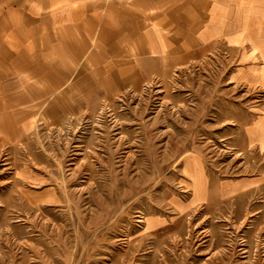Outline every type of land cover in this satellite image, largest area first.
Segmentation results:
<instances>
[{"label": "rangeland", "instance_id": "1", "mask_svg": "<svg viewBox=\"0 0 264 264\" xmlns=\"http://www.w3.org/2000/svg\"><path fill=\"white\" fill-rule=\"evenodd\" d=\"M214 45L0 137V264H264V148L245 137L263 90L236 79L242 50ZM191 172L209 187L199 202Z\"/></svg>", "mask_w": 264, "mask_h": 264}, {"label": "crops", "instance_id": "2", "mask_svg": "<svg viewBox=\"0 0 264 264\" xmlns=\"http://www.w3.org/2000/svg\"><path fill=\"white\" fill-rule=\"evenodd\" d=\"M215 43L242 50L236 79L264 95V0H0V137H22L38 113L91 111ZM262 109L245 137L263 150ZM193 172L199 202L209 187ZM216 182L245 191L260 178Z\"/></svg>", "mask_w": 264, "mask_h": 264}]
</instances>
